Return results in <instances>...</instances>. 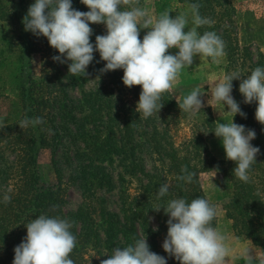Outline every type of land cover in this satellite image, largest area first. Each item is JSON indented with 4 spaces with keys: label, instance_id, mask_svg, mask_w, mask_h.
Instances as JSON below:
<instances>
[{
    "label": "trees",
    "instance_id": "trees-1",
    "mask_svg": "<svg viewBox=\"0 0 264 264\" xmlns=\"http://www.w3.org/2000/svg\"><path fill=\"white\" fill-rule=\"evenodd\" d=\"M32 2L0 0V66L5 70L12 61L20 64V72L16 75L20 77L17 88L22 104L20 116L0 128V264H12L14 248L27 233L24 224L39 214L66 218L71 222L70 230L76 237V246L70 253L74 264H100L114 247H124L141 237L147 238L150 249L165 256L168 264H179L162 248L168 216L161 206H166L168 200L177 197H184L188 201L197 196L208 199L203 192L200 176L213 170L221 171L223 180L232 185V196L226 202L225 210L234 232L260 247L264 256V124L255 118L257 102H243V95L239 92L240 80L232 81V95L246 117L237 114L234 122L255 130L256 138L251 143L260 149L248 182L241 181L233 174L234 161L218 160L202 143L203 136L199 134L191 138V145L174 146L171 131L179 130L178 126L188 115L165 92L161 96L163 105L160 111L144 118L136 110L137 103L128 104L121 97L115 98L111 89L102 88L86 97L91 113L77 118L73 113L74 106L67 104L64 98H68V88L76 86L87 74L74 76L66 68L64 76L68 82L65 83L58 75L61 72L52 77L56 71L51 67L52 70L44 72L48 79L34 77L31 61L37 46L47 38L24 30L22 19ZM193 4L198 6L202 17L211 20L210 24L195 26L197 32L214 31L222 38L228 73L239 72L243 79L255 67L264 66V55L255 54L250 46H243L239 41L232 0H158L156 11L159 15L168 12L172 17L184 15L187 30L194 26ZM73 7L88 11L80 0H73ZM90 27L93 29V42L96 35L106 32L103 23L90 24ZM50 49L53 55L58 52L51 46ZM45 58L49 59L46 54ZM47 59L44 63H48ZM101 61L94 54V60L88 67L91 74H101L100 65L103 67L104 64ZM119 71H112L109 79L113 81L120 77L121 69ZM116 83L121 84V81ZM135 87L138 94L139 88L137 85ZM115 109H128L120 125L115 124L118 118ZM105 110L107 112L104 113ZM35 117L42 118L39 124L21 126L22 120ZM157 121L166 123L162 130L157 128ZM207 121L211 125L214 123L211 117ZM88 124H91L89 129ZM49 128L54 140L67 136L71 138L73 146L79 138L86 141V150L77 148L74 151L78 163L75 179L80 181L85 199L75 213L64 210L67 202L62 173L58 168L56 183L48 186L41 183L39 156L51 145ZM10 155L14 156L12 160ZM108 155L121 157L122 162L126 163L120 178L119 213L100 209L95 200L98 203L102 201L96 190H92L93 187H111L109 176L99 171L94 163L99 157ZM167 157L169 162H166ZM147 159L153 163L151 171L145 170ZM189 172L193 174L191 182L179 179ZM134 178L139 182L136 192L132 193ZM165 182L170 184L169 192L157 199L158 188ZM158 207L161 208L156 210ZM97 213L105 216L100 223ZM152 219L156 221V227ZM216 221L217 218L212 221L214 226Z\"/></svg>",
    "mask_w": 264,
    "mask_h": 264
},
{
    "label": "clouds",
    "instance_id": "clouds-1",
    "mask_svg": "<svg viewBox=\"0 0 264 264\" xmlns=\"http://www.w3.org/2000/svg\"><path fill=\"white\" fill-rule=\"evenodd\" d=\"M80 3L86 5L88 11L74 8L73 0H33L22 19L24 30L46 37L59 53L52 57L53 61L67 63L69 73L74 76L87 73L97 52L100 60L106 62L99 69L100 73L123 69L121 79L125 86H141L136 110L144 118L160 111L162 93L171 88L183 68L193 64L194 56L199 54L200 58L217 62L224 54V42L216 32H197L195 26L210 24L211 20L199 14L196 4L192 5L194 26L185 30L184 15L172 17L164 12L153 21L140 7L125 8L129 0H80ZM99 23L105 25L106 32L96 35L93 42L90 24ZM142 28L150 30L141 39ZM171 48L178 51L173 54L168 51ZM241 77L239 72H230L208 83L211 93L208 103L219 101L224 111L227 108L225 112L233 114L231 122H219L213 131L221 140L225 158L235 162L233 174L248 182L260 149L251 143L256 138L255 130L234 122L235 115L246 117V113L232 95V81L240 80L239 92L244 103L257 102L255 118L264 124V66H257L243 79ZM203 104L201 92L194 89L179 107L194 116ZM41 120V117L28 118L20 124L36 125ZM192 176L189 172L179 179L191 182ZM169 189V183H162L157 199L165 196ZM161 207L168 216L162 248L169 257L179 264H227L225 257H229L231 251L229 237L212 223L219 214L215 205L197 196L190 201L184 197L173 198ZM24 225L27 233L14 248L12 264H74L70 253L76 246V237L68 219L39 214ZM107 255L100 264H168L167 258L152 251L147 238L143 237L124 247H114ZM241 255L244 264H264V256L256 251L253 255L251 248L243 249Z\"/></svg>",
    "mask_w": 264,
    "mask_h": 264
},
{
    "label": "rangeland",
    "instance_id": "rangeland-1",
    "mask_svg": "<svg viewBox=\"0 0 264 264\" xmlns=\"http://www.w3.org/2000/svg\"><path fill=\"white\" fill-rule=\"evenodd\" d=\"M157 2L158 0H129V3L124 5V7H140L146 10L147 14L155 21L160 16L156 11ZM232 2L235 8V21L240 43L243 46H250L255 54L262 53L264 55V0H232ZM149 30V28L140 29V38L142 39L143 35ZM168 51L175 54L178 49L171 48L168 49ZM44 52L49 59L45 58ZM58 54L57 52L56 55ZM94 54L99 56L98 52ZM53 56L48 40H45L44 43L37 46L33 59L31 58V69L35 72L34 77L38 79L41 77L45 78L46 75H44V72L47 73L52 70L51 67H54L56 73L54 72L52 77H56V75L61 72L58 75L63 82L67 83L68 80L65 79L64 76L68 69L67 63L62 64L53 61ZM46 59L51 65L44 63ZM101 62L105 63V61ZM88 67L86 78L81 80L76 86L68 88V98L63 97L67 104L74 106L75 110H73V113L77 118L84 117L91 113V110H89L86 104V97L102 88L111 89L115 98L121 97L123 101H126L128 104L137 103L141 92V86L137 85L139 88L138 94L135 93L136 85L132 87L125 86L121 79L123 76V69H121V73H119L120 77L112 81L109 77L111 78L112 71L114 70L101 74H91ZM100 67L103 68L101 65ZM227 67L228 61L225 54H223L217 62H212L211 58H200L199 54H197L193 58V64L183 68L179 72L177 79L172 83L171 88L165 91V93L180 104L186 95L190 94L192 90L198 89L201 92V99L204 102L202 109L196 115L190 116L187 113V118L178 126L179 130L171 131V134H173L172 141L175 144L174 146L191 145V138L194 134H199L203 136L201 140L202 143L208 147L218 160H228L225 158V151L221 140L216 137L213 130L219 122H231L233 114L225 112L227 108L225 107L224 111L223 105L219 101L210 100L212 105L208 103V100L211 98L208 83L226 75L228 73ZM116 71L120 72L119 69ZM19 72L20 64L14 61L8 64L5 70L0 66V128L6 126L8 122H12L21 114L19 112L22 105L20 102L21 97L19 89L17 88L20 77L16 75ZM46 79H48V77H46ZM118 80L121 81V84L116 83ZM235 100L237 101V99ZM127 110L128 109L114 110V113L118 114L115 124H121L124 112ZM105 112H107V110H105L104 113ZM111 114L113 115V113ZM210 117L214 121L212 125L207 121ZM57 121L59 122V119H57ZM155 124L157 128L161 130L166 125V123H161L160 121L155 122ZM48 125L52 127V124L50 125L49 123ZM90 127L91 124H88L87 128L89 129ZM72 128L74 127L72 126ZM73 130H75V128ZM52 134L53 132L51 133L49 128L48 136L51 145L43 150L39 156L41 183L46 186L56 183L58 179L56 169L58 168L62 173L63 188L65 189L67 202L64 210L67 213H75L83 205L85 199L80 181L75 179L77 177L76 172L78 163L74 151L77 148L81 151L86 150V141H82V138H79L73 146L70 137L67 138V136H64L54 140ZM142 157L144 158V156ZM9 158L12 160L14 156L10 155ZM169 160L170 159L167 157L166 162H169ZM94 163L99 171L109 176L112 183L111 187H93L92 190H96L95 192L102 201V203H98L95 200V204H97L100 209L103 208L105 212L119 213L122 189L120 178L126 163L122 162L121 157L110 155L101 156L96 159ZM152 166V161L147 159L145 162V170L151 171ZM200 180L204 194L218 209L219 214L216 217L217 221L215 227L223 233H226L229 237L228 243L231 251L229 257H225L227 264H244V258L241 252L245 248H251L253 255L256 251L258 255L263 256L260 247L255 246L245 237L236 235L232 227V221L226 216L225 205L231 198L233 189L230 183L223 180L221 171L213 170L204 172L201 174ZM138 182L137 178H134L132 181V193L136 192ZM96 217L98 223L105 218L101 213H97ZM152 220L156 227V221H154V219ZM101 231L103 233L102 229Z\"/></svg>",
    "mask_w": 264,
    "mask_h": 264
}]
</instances>
